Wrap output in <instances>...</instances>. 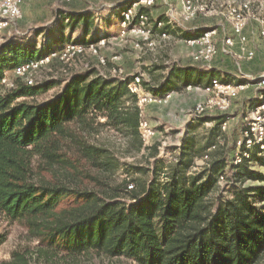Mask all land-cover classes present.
I'll return each mask as SVG.
<instances>
[{
	"label": "trees",
	"instance_id": "obj_1",
	"mask_svg": "<svg viewBox=\"0 0 264 264\" xmlns=\"http://www.w3.org/2000/svg\"><path fill=\"white\" fill-rule=\"evenodd\" d=\"M71 17L74 30L81 18ZM82 22L88 30L89 16ZM170 29L167 25L161 32L170 34ZM48 52L13 42L0 51V214L26 227L39 243L19 246L0 264H83L98 257L136 264L262 262L264 173L247 162L226 170L224 155L190 173L196 159L207 154V145H213L224 118L217 119L212 139L199 141L198 152L194 144L185 145L178 165L168 169L158 159L159 143L145 146L142 141L130 77L105 79L96 67L61 71L63 78L39 86L15 77L17 67ZM165 69L149 71L151 81L143 80L146 91L166 94L192 85L196 70L173 68L165 77L155 76ZM6 73L15 88L1 83ZM57 86L55 99L36 101ZM110 136L123 142V153ZM138 156L144 164L134 162ZM252 159L264 168V157ZM120 172L127 175L122 182ZM221 176L231 184L229 194L212 197ZM248 181L261 184L244 185Z\"/></svg>",
	"mask_w": 264,
	"mask_h": 264
},
{
	"label": "built area",
	"instance_id": "obj_2",
	"mask_svg": "<svg viewBox=\"0 0 264 264\" xmlns=\"http://www.w3.org/2000/svg\"><path fill=\"white\" fill-rule=\"evenodd\" d=\"M26 0H0V48L6 43L14 41L17 32V24L23 19L22 5ZM63 4L77 0H59ZM157 0H133L131 3L121 7L110 3L111 11L118 14L120 32L117 36H102L96 41L82 44L73 42L63 44L55 50L44 54L37 60L24 63L14 70V75L29 86H34L35 76L46 67L53 66L54 63L61 65V71L67 73L73 71L76 63H82L89 56L98 59L99 67L104 69L101 72L103 78H113L126 80L128 91L136 96L140 112V122L138 129L145 146H151L150 142L155 138L157 132L147 119L146 109L150 105H164L172 100L174 92L153 95L143 87L141 75H128L120 67H110L107 58L101 56L102 51L107 47L110 38L125 39L133 35L140 40L136 44L137 48L154 52L161 43L171 40V36L166 32H158L157 28L166 25L175 28L177 21L174 11L166 18L154 24L151 18L143 9H151ZM167 4V2H165ZM182 13L180 14L185 23L192 22L198 16H211L223 18L227 26L212 27L205 30L188 29L191 36L183 39L184 44L192 48L193 61L198 63H209L215 57L225 54L233 58L238 64L242 61H253L255 52L249 48L247 36L248 25L256 21L259 25V39L264 45V13L253 9V0H226L221 4H216L212 0H182ZM116 17V16H115ZM157 28H156V27ZM231 29L232 34H228ZM227 30V32H226ZM155 35L159 37L156 40ZM220 43L222 47L220 48ZM88 67V64L85 65ZM89 70V69H88ZM240 82H226L214 78L206 86L190 85L187 91H201L205 94V99L198 102L192 112L194 118H202L207 115L222 114L229 111L232 102L239 97L240 92L250 86L257 87L258 96L253 103L252 112L247 119V128L240 140L236 142V153L231 165H225L227 170L231 166H238L242 163H253V156L264 157V79L243 75ZM6 88H15V82L6 73L1 82ZM224 128H226L224 124ZM178 161V157L172 159ZM209 152L201 158H197L193 167L195 171H202L210 166ZM225 180V176L220 177V181ZM132 188V186H130Z\"/></svg>",
	"mask_w": 264,
	"mask_h": 264
},
{
	"label": "rangeland",
	"instance_id": "obj_3",
	"mask_svg": "<svg viewBox=\"0 0 264 264\" xmlns=\"http://www.w3.org/2000/svg\"><path fill=\"white\" fill-rule=\"evenodd\" d=\"M161 4L159 6L165 7V9L162 12L164 13V16L167 18L169 15H171V10L174 11L177 21L175 22V27L177 29L188 31V28H191V23L194 22H188L185 23L181 17L182 13V0H179L178 2H175L173 0H159ZM224 1V0H223ZM158 0L156 1L157 4ZM163 2V3H162ZM167 2V4H165ZM111 2L109 0H102L100 3L95 4L93 0H77L73 1L71 3L63 4L59 0H26L25 5L23 7L22 13L24 15L23 19L17 24V32L19 33L17 36H15L13 43L17 45H31L35 46L38 49H43L47 51H53L55 50L56 46H60L63 43H72L80 41L82 37H84L80 31H74L73 29H70L69 22H71V19L74 16L76 17L75 13H82V12H93L99 15L101 22H104V19L106 20V17L111 15L109 8V4ZM259 5V4H258ZM258 5H254L253 2V9H256L262 13H264V9L258 8ZM58 11L62 12L61 14H58ZM101 16V17H100ZM115 15H111L110 18H114ZM71 17V18H70ZM68 18V19H67ZM70 18V19H69ZM67 19V20H66ZM201 19H207L212 20L214 24L218 25V27L226 26L225 21L223 18L220 17H211V16H198L197 20ZM251 23H256V21H253ZM227 28V26H226ZM38 32V33H37ZM227 32V30H226ZM118 34L113 35H105L107 37L109 36H117ZM104 35H101V37ZM100 37V38H101ZM155 38L157 41H159V37L155 35ZM98 40V38L96 39ZM95 40V41H96ZM140 39L136 38L133 35H129L125 39H116V38H110L107 47L102 51L101 56L104 58H107V61L112 64L114 67H120L122 68L126 74L128 75H141L142 79L144 81H151L150 75L148 70L144 72V69L147 67V61L151 62V65L154 66L160 64L164 66L165 70H156L155 76L159 77H165L167 74H169L170 70L173 69L175 65H179L182 67L186 66H194L200 72H202L203 75H205L212 67L217 65L219 62H223L226 57L231 60V63H229V71L235 76L238 77V79L243 76H251L254 78H262L264 79V63L258 65L259 70L256 73H252L247 68L250 66L251 63H253L256 60V51L255 57L253 61H242L239 64L230 56H227L225 54L219 55L212 59L209 63H198L196 61H193L192 55L194 53L193 49L188 47L183 42V38L176 37V40L173 38L170 41H167L165 43H161L160 46L155 49L154 52L147 51L146 48L142 51L140 48H137L136 44L138 43ZM49 53V52H48ZM46 54V53H45ZM146 62V64H145ZM88 64V67L85 65ZM112 66V67H113ZM231 66V67H230ZM96 67L101 72L104 71V69L99 67L98 59L94 56H89L85 59L82 63H76V65L73 67V72H80V71H86L89 68ZM148 66L147 68H149ZM152 67V66H151ZM150 67V68H151ZM61 66L59 64H56L55 66L46 67L43 70L39 71L38 74L35 76V86H39L41 84H44L46 82H56L57 80L63 78L61 75ZM71 74V73H70ZM66 75H64V78ZM13 80L14 78L11 77ZM253 89H251V92L248 93V95L245 98L251 97L254 98L253 103L256 101L258 96L257 87L251 86ZM61 87L57 86L56 88L50 90L47 93H44L40 95L39 99L36 101L38 103H45L48 101H51L55 99L54 97L57 95V93L60 91ZM180 94V95H179ZM175 94L174 97H180L182 100H184V110L182 112H178V114L174 117H172L169 120L166 119H159L154 118V116H148L147 119L149 120L151 126L155 128L157 131V134L155 138L150 142V145L158 144L160 145V154L158 155V159H162L165 162V166L169 169L175 168L176 165H178L179 161H173L175 157L182 156L181 153L184 150L185 145L191 146V144H194L195 146L192 147L193 152H198L201 148L200 139L198 137H195L198 134H202L206 128H208L206 125L203 126L201 129L192 130L191 126L192 123L197 122L196 120L198 118H194L192 116V110L194 106L205 99V94H203L201 91H187L183 93ZM251 95V96H250ZM196 96L194 99H190L191 97ZM198 96V97H197ZM201 97V98H200ZM203 97V98H202ZM172 98V100H173ZM170 100V101H172ZM241 99L238 103L240 104ZM33 101V100H31ZM169 101V102H170ZM168 102V103H169ZM167 103V104H168ZM164 104V105H167ZM158 106H164L159 105ZM157 105H150V106H157ZM149 106V107H150ZM232 107V105H231ZM148 108V107H147ZM240 108V109H239ZM170 113L174 112V110H169ZM243 109H241V106L235 107L233 111H230L228 115L229 118L238 117L236 119H233L229 124L228 127H226V132L229 136L228 141L226 140L225 146H229L230 150L235 148L234 153H228L224 157L228 160V165L230 166L233 157L236 153V142L240 140L239 138H233L230 134H232V130L234 128V124L237 122V120H241V117L243 114H241ZM147 112V109H146ZM207 116H218V114L215 115H207ZM203 116V117H207ZM193 138V140L191 139ZM108 140L111 142L112 146H114L120 153H123L125 146H123V142L117 138V137H108ZM219 156H213L210 155L211 160H217L219 159ZM196 157V156H195ZM194 157V158H195ZM221 157V158H224ZM126 159L128 161H133V157L126 156ZM154 161V160H151ZM138 165L144 164L143 161H141V157L138 156L136 158V161ZM252 165V168L257 172L264 173L263 167L254 166V163H249ZM194 167V166H193ZM192 169L190 170L192 172H200L195 171ZM227 170H230L228 168ZM44 176L52 180V175L49 173H44ZM127 175L123 174V172H120L117 175L118 181L122 182L126 180ZM261 183H256L252 181L246 182L244 185L249 186H259ZM231 184L227 183V177L225 180L219 182V190L217 192H214L212 197H215L219 192H223L224 195H228ZM31 245L32 247L38 246V241L36 238L31 236V233L21 224L18 223H9L5 216L0 214V261H8L11 259V255L13 251H15L19 246L23 245ZM83 264H136L135 262L131 260H126L124 258H107V257H98L95 260L84 262ZM260 264H264V257Z\"/></svg>",
	"mask_w": 264,
	"mask_h": 264
},
{
	"label": "crops",
	"instance_id": "obj_4",
	"mask_svg": "<svg viewBox=\"0 0 264 264\" xmlns=\"http://www.w3.org/2000/svg\"><path fill=\"white\" fill-rule=\"evenodd\" d=\"M95 4L100 3L102 0H93ZM111 3L116 4L119 9H121V7L131 3L133 0H109ZM175 2L179 3V0H173ZM213 2H215L216 4H221L222 2L226 1V0H212ZM239 2H241L242 0H238ZM26 2V1H25ZM25 2L22 5V10L23 7L25 5ZM254 5H258L257 7L264 9V0H253ZM163 3V2H162ZM161 4V2L158 0L157 4L154 5L153 8L151 9H143V12H146L149 17L151 18V21L154 24H157L160 21H166V17L164 16L165 12H162L165 7L159 6ZM180 4V3H179ZM111 15H115L116 13L113 11H110ZM76 14L77 17L81 18V21L79 24H77V26L75 27L74 31H80V33L84 36L81 38L80 41L77 42H84L85 44L88 42H92L95 41L97 38L99 39L101 37V35H113V34H118L120 32L119 29V15L116 14V17L114 18H110V16L108 15L106 17V20L104 19V22H101L102 20H100L101 18H99V15L96 13H91V12H82V13H73ZM84 16H89L91 23H90V27L88 28V30H85V27L83 26V22L82 19ZM101 17V16H100ZM167 26V25H166ZM191 28L188 29H192V30H205V29H209L212 27H218V25L214 24L212 20H207V19H201V20H195L194 22L191 23ZM248 29H247V36H248V40H249V48L253 51H256V60L250 64V66H248L247 68L249 69V71H251L252 73H256L259 68L258 65L261 64L262 62L264 63V45L263 43L260 41L259 39V25L256 23H250L248 25ZM156 27V26H155ZM157 28V27H156ZM158 32L162 31V28H157ZM170 31V36L171 39L173 38L174 40H176V37L182 38L183 35L184 36H191V33H185V31L177 29L176 27L173 28L171 27ZM228 34H232L231 33V29L228 30L227 32ZM185 39V38H183ZM83 43V44H84ZM222 43H220V48L222 47ZM222 55V54H221ZM229 63H231V60H229L228 57H226L224 59V61L221 63L219 62L217 65H215L214 67H212V69H210L205 75L202 74V72H200V70H198L196 67L194 66H186V67H182L179 65H175L173 68H179L182 69L183 71L189 68H192L196 71L193 72L192 75V85H201V86H206V84L210 83L212 79L214 78H218L221 81H226V82H240V79H238V77L235 75H233L230 71H229ZM146 64V62H145ZM147 67L148 66H152L151 68H145L144 72L146 70H148V72L153 69L156 66H162L160 64L154 66L153 64L151 65V62L147 61ZM231 67V66H230ZM173 70V69H171ZM170 70V71H171ZM150 75V74H149ZM168 75V74H167ZM166 75V76H167ZM151 78V76H150ZM152 79V78H151ZM251 89H253L251 86L248 87L247 89L243 90L240 92V95L238 98H236L233 102H232V107L229 109V111L224 112L222 114H218V116H207V117H202V118H198L195 123H192L193 125L191 126L192 130H197V129H201L203 126H207L208 128H206V130H204L203 132H201L202 134H198L195 137H198L200 140H202V142L204 143L206 140L208 139H212L213 135L216 133L214 130L217 127V119H221L224 118L223 123L221 124V128L218 131V136L214 139L213 145L210 146L211 144H208L207 146H209L208 150L206 151V153L210 152L211 153H215L218 155H226L228 153H234L235 148L231 149L229 148V146H225V142L226 140L228 141L229 136L226 132L227 128H224V124L226 127H228V124L233 120L236 119L237 117L234 118H229L228 115L230 111H233V109H235V107H238L239 105L241 106V109H243L242 113V117L241 120H237V122L234 124V128L232 130V134L231 137L236 138V139H240L242 137L243 132L245 131V129L247 128L246 124H247V119L249 118L251 112H252V105H253V101L254 98L248 97L245 98L248 93L251 92ZM186 88H183L181 91H173L176 95L179 93H183L185 92ZM162 94V93H160ZM252 94V92H251ZM180 95V94H179ZM178 96V95H177ZM174 97L172 101H170L167 105L164 106H150L147 108V114L148 116H154V118H163L166 120L171 119L172 117L176 116L178 114V112H182V110H184V100H182L180 97ZM251 96V95H250ZM198 97V96H197ZM196 98V96L191 97L190 99H194ZM201 98V97H200ZM203 98V97H202ZM243 99L241 101V103L239 104L238 102ZM240 109V108H239ZM169 110H174V112H171ZM157 132V131H156ZM193 139V138H191ZM202 143V144H203ZM228 144V143H227Z\"/></svg>",
	"mask_w": 264,
	"mask_h": 264
},
{
	"label": "water",
	"instance_id": "obj_5",
	"mask_svg": "<svg viewBox=\"0 0 264 264\" xmlns=\"http://www.w3.org/2000/svg\"><path fill=\"white\" fill-rule=\"evenodd\" d=\"M13 42V41H12ZM12 42H9V43H12ZM9 43H6L5 45H7V44H9ZM4 46H2L1 48H0V51L2 50V48H3Z\"/></svg>",
	"mask_w": 264,
	"mask_h": 264
}]
</instances>
